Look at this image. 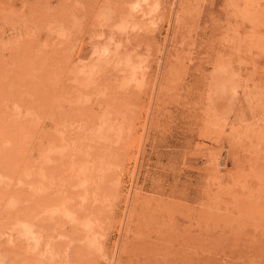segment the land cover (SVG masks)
Instances as JSON below:
<instances>
[{
	"label": "rangeland",
	"instance_id": "374dc122",
	"mask_svg": "<svg viewBox=\"0 0 264 264\" xmlns=\"http://www.w3.org/2000/svg\"><path fill=\"white\" fill-rule=\"evenodd\" d=\"M0 264H264V0H0Z\"/></svg>",
	"mask_w": 264,
	"mask_h": 264
},
{
	"label": "bare ground",
	"instance_id": "6f19581e",
	"mask_svg": "<svg viewBox=\"0 0 264 264\" xmlns=\"http://www.w3.org/2000/svg\"><path fill=\"white\" fill-rule=\"evenodd\" d=\"M210 103V102H209ZM222 122V121H221Z\"/></svg>",
	"mask_w": 264,
	"mask_h": 264
}]
</instances>
